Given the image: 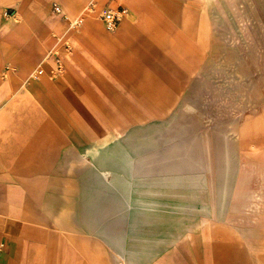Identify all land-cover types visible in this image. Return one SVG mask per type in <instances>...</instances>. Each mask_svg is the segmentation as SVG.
<instances>
[{
  "label": "crops",
  "instance_id": "1",
  "mask_svg": "<svg viewBox=\"0 0 264 264\" xmlns=\"http://www.w3.org/2000/svg\"><path fill=\"white\" fill-rule=\"evenodd\" d=\"M237 1L0 0V264H264V147L238 146L241 131L264 144V80L262 116L231 120L225 158H154L169 116L221 105L200 25ZM122 8L108 31L99 15ZM128 129L149 149L121 188L89 149L126 147Z\"/></svg>",
  "mask_w": 264,
  "mask_h": 264
},
{
  "label": "rangeland",
  "instance_id": "2",
  "mask_svg": "<svg viewBox=\"0 0 264 264\" xmlns=\"http://www.w3.org/2000/svg\"><path fill=\"white\" fill-rule=\"evenodd\" d=\"M236 5L237 14L232 15L228 8L227 10L223 8L222 18H206L204 31H202V24L200 25V34L203 33L205 37L201 73H205L211 82L216 81V83L211 84L216 88L212 92L215 93V100L221 101V105L214 108L212 106L206 108L204 105L189 111L188 114L169 116L168 121L172 120L173 130L157 131L159 142L166 136L173 139L172 145L156 148L158 155L154 158H163L157 162L156 166L162 169L165 168L164 159L173 158L174 171H176L177 166H180L183 153L185 158L186 156L187 158H225L221 151L224 148L227 150L233 140L230 136L231 132L228 131L231 120L244 122L250 116L253 118L262 116L259 109L262 99L257 97L259 93H256V89L264 80V17H261L264 16V0H254V3L249 5L245 0H238ZM252 6L253 10L251 9ZM247 8L251 9L253 16L255 15L254 18H246V15L250 13L245 12ZM207 85L209 87V84ZM207 98L209 102L212 100L211 97ZM209 112H214L215 121L208 120ZM126 116H124V122H127ZM116 133L113 130L110 131V135H116ZM145 133L149 135V132ZM257 134L252 136L246 131H241L238 140L239 148L258 150L264 147V144L259 143ZM138 136L139 132L133 129L121 132L120 141L127 146L120 147L113 139L101 150L107 158H102L104 155L97 158L96 154L99 152L100 146L89 149L92 157L102 167L99 168L94 162H90V165L103 179L107 169L110 173L109 179L117 187L129 188L135 182V178L133 179L134 172L130 173L129 170L132 168L129 169V167L133 164L137 165L139 160L134 158H144L145 151L149 149V147L143 146L134 147L135 141L139 139ZM203 139L216 141H211L207 147L205 144L207 140L204 141ZM218 139L226 140L220 144L221 150ZM135 149H137V156ZM147 164L153 169V162ZM96 174H94L95 193L101 192L102 187H107L105 182ZM123 176H130L131 183L126 182ZM110 202H117L112 194L110 195Z\"/></svg>",
  "mask_w": 264,
  "mask_h": 264
},
{
  "label": "built area",
  "instance_id": "3",
  "mask_svg": "<svg viewBox=\"0 0 264 264\" xmlns=\"http://www.w3.org/2000/svg\"><path fill=\"white\" fill-rule=\"evenodd\" d=\"M91 7H89L87 9V13H91ZM126 13V10L124 8L122 9H118V10H105L102 11L101 14L99 15V19L102 21V23L104 24L105 28L108 31H113L118 24L120 23L121 18L123 17V15ZM81 19L76 20L72 25L78 26L81 23ZM59 68H61V66H59ZM42 71L38 70L37 74H41Z\"/></svg>",
  "mask_w": 264,
  "mask_h": 264
},
{
  "label": "bare ground",
  "instance_id": "4",
  "mask_svg": "<svg viewBox=\"0 0 264 264\" xmlns=\"http://www.w3.org/2000/svg\"><path fill=\"white\" fill-rule=\"evenodd\" d=\"M190 25H192V24H190ZM193 27H194V26H193ZM123 167H124V166H123ZM105 174H106V173H105ZM106 181H107V180H106ZM106 181H105V182H106ZM108 185L111 186V187L113 186L112 184H108ZM115 188H116V187H115ZM123 256H124V255H123Z\"/></svg>",
  "mask_w": 264,
  "mask_h": 264
}]
</instances>
